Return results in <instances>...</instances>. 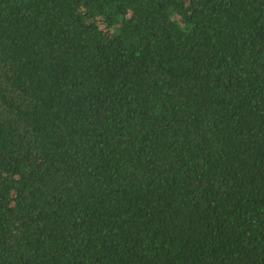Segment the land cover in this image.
<instances>
[{
    "label": "trees",
    "instance_id": "obj_1",
    "mask_svg": "<svg viewBox=\"0 0 264 264\" xmlns=\"http://www.w3.org/2000/svg\"><path fill=\"white\" fill-rule=\"evenodd\" d=\"M0 264H264V0H0Z\"/></svg>",
    "mask_w": 264,
    "mask_h": 264
}]
</instances>
